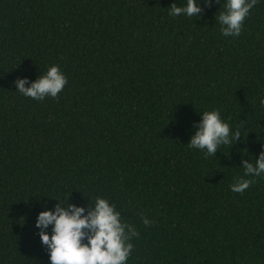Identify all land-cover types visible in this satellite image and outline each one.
<instances>
[{"label":"trees","instance_id":"1","mask_svg":"<svg viewBox=\"0 0 264 264\" xmlns=\"http://www.w3.org/2000/svg\"><path fill=\"white\" fill-rule=\"evenodd\" d=\"M173 2L0 0V264H49L36 214L96 195L137 229L127 264H264V176L229 189L264 146V0L234 37L221 0ZM51 64L55 98L15 91ZM212 108L240 135L206 156L187 142Z\"/></svg>","mask_w":264,"mask_h":264},{"label":"clouds","instance_id":"2","mask_svg":"<svg viewBox=\"0 0 264 264\" xmlns=\"http://www.w3.org/2000/svg\"><path fill=\"white\" fill-rule=\"evenodd\" d=\"M257 0H221L215 21L222 36H238L242 21ZM201 8L198 0H184L178 6L175 2L168 6V14H183L192 17L199 14ZM22 77L14 81L15 91L35 100L46 96L55 98L67 82V78L57 64L47 66L43 74L28 83ZM259 104L264 108V95L259 97ZM200 119L191 134L187 145L189 148L202 150L213 155L218 147L228 145L231 139L240 135L238 128H231L221 118L216 108L199 113ZM243 175L233 178L229 189L242 192L257 176H264V146L256 154L255 161L242 160ZM68 195V194H67ZM67 195L64 197L66 198ZM51 209L45 208L36 214L34 227L42 245L47 248L49 264H127L133 248L132 238L137 236V229L127 223L115 210V204L107 197L96 195L92 206L87 211L79 205L69 203L61 206V197ZM141 223L147 227L152 221L141 215ZM50 226V227H49ZM48 228V231L43 229Z\"/></svg>","mask_w":264,"mask_h":264}]
</instances>
